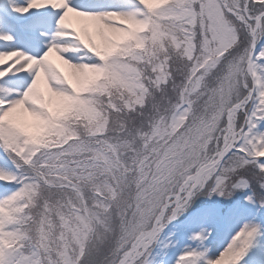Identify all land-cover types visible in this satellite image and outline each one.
<instances>
[{
  "label": "snow or ice",
  "instance_id": "snow-or-ice-1",
  "mask_svg": "<svg viewBox=\"0 0 264 264\" xmlns=\"http://www.w3.org/2000/svg\"><path fill=\"white\" fill-rule=\"evenodd\" d=\"M0 264H264V0H0Z\"/></svg>",
  "mask_w": 264,
  "mask_h": 264
},
{
  "label": "rangeland",
  "instance_id": "rangeland-1",
  "mask_svg": "<svg viewBox=\"0 0 264 264\" xmlns=\"http://www.w3.org/2000/svg\"><path fill=\"white\" fill-rule=\"evenodd\" d=\"M229 236V230L225 229L217 238L215 241V244L217 247H220L221 245H223L226 240L228 239Z\"/></svg>",
  "mask_w": 264,
  "mask_h": 264
}]
</instances>
